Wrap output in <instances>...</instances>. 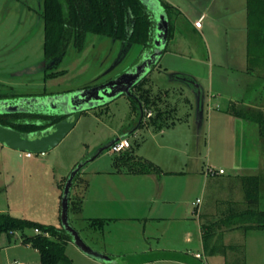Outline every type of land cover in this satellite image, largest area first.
I'll list each match as a JSON object with an SVG mask.
<instances>
[{
	"label": "rangeland",
	"instance_id": "374dc122",
	"mask_svg": "<svg viewBox=\"0 0 264 264\" xmlns=\"http://www.w3.org/2000/svg\"><path fill=\"white\" fill-rule=\"evenodd\" d=\"M39 7L40 0H0L1 93L31 98L76 90L119 74L139 57L142 50L139 44H133L125 52L121 40L89 34L82 50H77L72 42L69 44L58 66L28 71L44 57L45 28ZM236 35L240 36V42L229 39L216 45L207 44L199 36L184 39L182 47L188 54L179 58L177 68L197 69L201 75L199 81L209 89V68L213 66L216 79L217 56L231 63V56L244 50L245 39L241 42V35ZM207 45L211 51L217 50L218 45L217 52L209 55ZM194 54L211 64L192 61L190 57ZM169 56L172 55L165 53L160 67L151 72L149 79L154 92L171 89L169 101L176 111L169 115V126L163 132L139 128L129 139L137 154L149 156L165 170L180 171L162 174V190L158 189L154 175L136 183L134 180L140 176L121 175L114 164L118 152L109 149V142L120 131L133 129L138 122L131 113L129 97L122 94L84 111L75 127L48 152L28 156L25 151L0 143V213L64 226L65 187L70 178L73 182L83 178L88 181L83 209L77 214L69 203L68 219L88 245L107 254L110 260L95 259L75 243L67 247L75 264H128L145 260H151L149 264H169L159 261L160 257L169 255L165 248L197 249L204 219L217 218L226 201L244 199L241 176H262L260 207L264 209V142L260 140L258 123L243 117L231 120L227 113L221 112L228 101L216 92L217 97L210 104L205 99L206 92L201 99L193 83L179 79L176 70H166ZM171 63L175 66V61ZM56 72H59L57 76H49ZM257 73L260 79L247 92L246 99L255 101L253 110L264 112V75ZM230 87L234 93L242 91L238 90L240 84L225 88ZM158 111L155 110V116ZM210 164L217 169L223 167L226 173L207 177L205 171ZM74 186L69 198L74 196ZM162 197L166 202L160 201ZM198 197L203 199L201 204L197 203ZM93 217H107V220L102 226H92ZM234 230L242 232L236 241L244 246V229L222 226L219 231L226 235ZM16 236L20 234L0 235V264H16L15 259L40 264V253L34 248L4 249L14 244ZM186 237H190L189 241ZM223 242L226 243L225 238ZM152 245L154 250L144 251ZM187 253L184 254L189 256Z\"/></svg>",
	"mask_w": 264,
	"mask_h": 264
},
{
	"label": "trees",
	"instance_id": "16d2710c",
	"mask_svg": "<svg viewBox=\"0 0 264 264\" xmlns=\"http://www.w3.org/2000/svg\"><path fill=\"white\" fill-rule=\"evenodd\" d=\"M161 3L168 14L174 12L172 6L163 1ZM38 12L44 21L45 58L55 63L53 67L60 64L71 42L77 50H82L89 34L121 40L125 52L133 44H139L142 50L153 45L156 19L152 10L142 0H40ZM248 14V55L252 64L264 66V0H248ZM58 74L59 72L51 73L49 76L55 77ZM145 83L146 77L134 86L133 95L129 97L136 105L138 102H143L147 106H152L154 102L150 89L145 87ZM20 96L0 92V100H11ZM157 110L159 111L155 122L163 114L160 109ZM229 111L238 117L257 122L260 140L264 142V112L262 110L256 112L249 106L231 105ZM254 112L256 113L253 114ZM38 119H42L44 123L38 124ZM61 119L53 115L19 111L0 114V123L26 132L45 128ZM115 164L117 167L124 165L127 171L132 173L161 171V168L153 161L130 151L117 155ZM240 178L244 199L226 201L227 205L219 211V216L212 220L204 219L201 226L204 253L213 255L233 249L239 254L234 264H245V248L243 245L225 244L223 232L219 231L221 227L244 230L264 227V209L260 207L262 176L248 174ZM73 186L75 187L74 196L69 198V203L73 211L78 214L82 211V201L84 192L88 188V181L80 178L79 181L72 182L71 187ZM200 216L205 217L202 214ZM104 222L105 220L100 218L91 219L92 226H102ZM36 228L39 232L35 231ZM2 233L9 235L19 233L23 243L39 251L40 264H75L67 253V245L73 241V236L64 226L44 224L3 212L0 213V235Z\"/></svg>",
	"mask_w": 264,
	"mask_h": 264
},
{
	"label": "crops",
	"instance_id": "0c3cea01",
	"mask_svg": "<svg viewBox=\"0 0 264 264\" xmlns=\"http://www.w3.org/2000/svg\"><path fill=\"white\" fill-rule=\"evenodd\" d=\"M160 1H163L164 3L172 6V9L174 11L173 13L169 14L170 32L168 35V42L164 55L165 53H169V55L172 56L171 57L169 56V67H166V70L167 69H169V71L176 70V74L177 75L179 74L180 76L179 79H184L188 82L193 83L196 88V91L198 90V93L201 95V99H203L202 95L206 92L205 99L207 100L208 104H210V102H212L214 97L216 96V94H214L215 92L217 93V96L218 95L220 96V98L225 97L226 98L225 100L228 101V106H226L225 109L223 110H221V108L219 107L218 110H221V112L223 111V113H227L230 116L231 120L233 118L238 117L229 111V107L231 105L253 107L255 101L254 102L247 101L246 99L247 92L251 90V88L254 85H256V83L260 79L257 71L261 72L262 75H264V66L254 63L255 67H253L248 55V34H249L248 0H160ZM198 19L202 20V25L200 27L196 26L195 24L196 20ZM236 34L241 35V42L242 40L245 39V41H243L242 43L244 50H241V52H239L238 55L231 56L230 58L231 63H229V61H224L223 59L225 58L222 57L220 58V56H217L218 57L216 64L218 66L217 67L218 69L216 71L217 77L215 79V74H214L215 70L213 69L212 66L211 69L209 68V78H210L209 89L204 88L201 82L199 81L201 75L199 73L200 71H198L197 69L177 68L178 64L180 63L179 58L184 57L185 55L188 54L182 47L183 46L182 41L184 39L192 36L193 37L199 36L201 39L205 40L207 44H209V42H212L214 43V45H216L217 43L224 41L229 42V39H231L234 42H240V36H237ZM245 42H246V46L244 47ZM170 44L172 46H170ZM207 47H208L209 55H213L215 53L214 51L217 52L218 50V45H217V50L214 51H211L209 45H207ZM164 55H162L161 59L157 62V64L146 76L147 82L145 83V87L150 89L151 98L154 104L152 106L150 105L147 106L143 102L142 103L138 102L136 105L132 101V99L129 96H127L129 97L130 100L131 113L135 119L137 118L138 121L137 125L133 129L124 130L122 133L120 131L112 139L120 138V137H127L130 139V134L132 133L135 134L136 132H138L139 128H143V127L152 128L155 132H163L164 128L166 126L167 127L169 126V115L174 110L176 111V108L169 101L171 89L169 88L165 90H159L158 92H154L153 86L149 81L151 72L154 69H158L160 67L159 65H161V60ZM195 55L196 54L190 57L192 61L196 63L211 64L210 61L208 60L206 61V59ZM172 61H175V66H173V64L171 63ZM236 83L241 85V88H238V90L239 91L242 90L241 91L242 95H240L241 93H234V91H232L233 90L232 87L225 88L227 85L229 86V84L235 85ZM156 108L160 109L161 112H163L162 116L157 122L154 121V117L156 118L155 116V110H157ZM142 109H144L145 115L141 120ZM149 112H151V115H148ZM165 121L167 123H165ZM248 121L251 122L252 120H248ZM136 145L140 147V143H136ZM127 151H130L138 156H141L135 152L132 143L131 146L128 149L124 150L123 152H127ZM120 153L121 152L117 153V155H119ZM115 157L113 160L114 164H115ZM145 158L152 161V159H149L150 158L149 156ZM210 165L213 166L212 164ZM158 166L160 167V165ZM160 168H161L160 172L132 173V172H128L127 168L124 165H121L120 167L119 166L117 167V171L121 175H124V173H128L130 175H134L135 177L140 176L137 180L136 179L134 180L136 183L140 182L142 179H147L143 177L154 175L153 177L157 178L156 185L157 187H159L158 189L162 190L161 181H160L162 174L165 175V174H169L170 172L174 173L180 171H177L175 169L165 170L162 167ZM219 168L224 169L223 167H219ZM225 173H226V169H224V172L221 174H225ZM206 176L209 177L212 175H207L206 173ZM120 193L123 198H126L123 191H121ZM160 201L164 203L166 202V199L162 197ZM202 202L203 199L201 203ZM82 209H83V201H82ZM159 210L160 209H158L157 207V211ZM162 216L163 215L161 214L158 215L159 218H162ZM129 217H131V215H128V218ZM97 218L107 220L106 219L107 217H93L91 219H97ZM243 231H245V239H246L244 243L245 264H264V227L251 228ZM240 233H242L240 232V230L226 232V235H223L225 236L224 238L226 240V243L225 242L224 243L227 245H236V244L240 245V243L236 241V240H240L239 239ZM17 234L19 235V233ZM11 236L13 235H9V237ZM15 239L16 240L14 244L7 245V247L4 249L12 248V249L20 250L22 248L24 249H29L30 247L33 248L29 244L23 243L21 236H16ZM186 239L187 241H189L190 237H186ZM200 239H201L200 247H198L193 251H190L189 246L165 248L166 249L165 251H169V255L160 257L159 261H166L169 264H234L235 259L239 256V254L233 249H228L226 253L220 252L213 255H206L203 250L204 246H203L201 229H200ZM71 245L73 246L76 245L74 240L70 241L67 247L68 246L70 247ZM154 249L155 248L152 245L150 248L144 249V251L146 250L149 251ZM185 252L186 253L188 252L189 256L185 255L184 254ZM197 253H203L205 260L197 257L196 256ZM156 260L157 259H153L152 261H156ZM15 261L17 262L16 264H28L26 263L27 262L26 259H15ZM144 263L149 264L151 263V260L138 261L128 264H144Z\"/></svg>",
	"mask_w": 264,
	"mask_h": 264
},
{
	"label": "water",
	"instance_id": "95a60500",
	"mask_svg": "<svg viewBox=\"0 0 264 264\" xmlns=\"http://www.w3.org/2000/svg\"><path fill=\"white\" fill-rule=\"evenodd\" d=\"M154 13L156 19L153 45L143 49L137 60L124 71L104 81L68 92L57 94L37 95L36 97L20 98L16 102L10 99L0 100V114L22 111L16 108L26 99L37 100L47 114L64 115L61 120L42 129L26 132L12 126L0 123V143L25 152L45 153L58 145L75 127L81 114L94 107L106 104L122 94L133 95L134 86L143 80L160 60L165 52L170 30L169 14L160 0H142ZM45 62V61H43ZM33 66L31 69L36 70ZM5 105V106H4ZM7 105V106H6ZM144 109L141 110V120ZM118 138L112 139L110 145ZM70 178L65 187L63 199V224L72 234L74 242L87 254L97 259L109 261L110 258L90 247L71 225L68 219L69 192L72 186Z\"/></svg>",
	"mask_w": 264,
	"mask_h": 264
},
{
	"label": "flooded vegetation",
	"instance_id": "af4514ba",
	"mask_svg": "<svg viewBox=\"0 0 264 264\" xmlns=\"http://www.w3.org/2000/svg\"><path fill=\"white\" fill-rule=\"evenodd\" d=\"M43 61H45V62H43ZM34 66L37 67L36 70H39V69L40 70L41 69L46 70V69L54 68L53 66H55V63L52 62L51 60H47L45 58V53H44L43 60L40 61L39 64H36ZM28 71H32V69H30ZM33 71H35V70H33ZM21 98H24V97H21ZM18 99H20V98L19 97L11 98V102H16ZM16 108H18V109L21 108L22 111H19V112L37 113V114H42V115H53V116H57V117H61V118L65 117L64 115L47 114V113L42 112L43 109H45V108L41 104H39L37 102V100H28V99H26L22 103L18 104ZM37 122H38V124H43L44 123L42 119H38Z\"/></svg>",
	"mask_w": 264,
	"mask_h": 264
},
{
	"label": "built area",
	"instance_id": "2783aa9c",
	"mask_svg": "<svg viewBox=\"0 0 264 264\" xmlns=\"http://www.w3.org/2000/svg\"><path fill=\"white\" fill-rule=\"evenodd\" d=\"M196 26H201L202 25V20L201 19H198L196 20L195 22ZM148 115H151V112L148 113ZM131 146V142L129 140V138L127 137H120L118 139H116L111 145H110V150L114 151V152H123L124 150L128 149L129 147ZM33 153L31 152H27L26 155L28 156H32ZM224 172V169L222 168H215L214 166H211L209 165L207 168H206V173L207 175H216V174H219V173H223ZM197 203H201V198H198L197 199ZM200 211H198L199 213ZM36 232H39V229L36 228L35 229ZM197 257L199 258H202L204 259V254L203 253H197L196 254Z\"/></svg>",
	"mask_w": 264,
	"mask_h": 264
}]
</instances>
